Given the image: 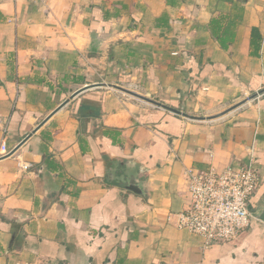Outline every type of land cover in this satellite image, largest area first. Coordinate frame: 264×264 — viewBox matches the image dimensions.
Listing matches in <instances>:
<instances>
[{
  "label": "crops",
  "instance_id": "1",
  "mask_svg": "<svg viewBox=\"0 0 264 264\" xmlns=\"http://www.w3.org/2000/svg\"><path fill=\"white\" fill-rule=\"evenodd\" d=\"M98 82L217 115L264 89V0H0L6 154ZM251 158L253 202L264 198V93L197 121L84 91L0 159V264H264V223L251 218L231 243L203 248L172 217L186 208L188 169Z\"/></svg>",
  "mask_w": 264,
  "mask_h": 264
},
{
  "label": "built area",
  "instance_id": "2",
  "mask_svg": "<svg viewBox=\"0 0 264 264\" xmlns=\"http://www.w3.org/2000/svg\"><path fill=\"white\" fill-rule=\"evenodd\" d=\"M0 151L5 153L2 144ZM186 208L174 215V226L203 240V248L228 244L238 238L253 218L249 212L251 199L260 184V174L253 158L243 166H228L218 171L188 169ZM170 219V217L168 218ZM12 264H70L43 258L17 260Z\"/></svg>",
  "mask_w": 264,
  "mask_h": 264
},
{
  "label": "water",
  "instance_id": "3",
  "mask_svg": "<svg viewBox=\"0 0 264 264\" xmlns=\"http://www.w3.org/2000/svg\"><path fill=\"white\" fill-rule=\"evenodd\" d=\"M100 87L109 88V89L119 91V92L124 93L126 95H129L133 98H136L140 101L148 103L152 106L161 108L165 111L174 113L176 115H180V116L184 117L185 119L197 120V121H204V120L208 121V120H214V119H217L219 117H222L223 115L227 114L228 112L237 109L238 107H240L241 105L246 103V101L252 100V99L256 98L258 95H261L264 93V89H262L258 93H255V94L251 95L250 97H248V99L240 101V102L232 105L230 108L226 109L225 111H223L217 115H212V116H208V117H196V116H192V115H189L186 113H182V112H180L174 108L169 107L168 105H165V104H162L158 101L147 98L141 94L133 92V91L126 89L122 86H118V85H114V84L100 83V82L92 83V84L86 85L85 87L77 90L68 99L63 101L54 111H52L45 119H43V121H41L30 133L25 135V137L9 153H7L6 155H3L2 157H0V159H5V158H8L11 155H13L17 151L18 148H20L37 130H39L48 121V119L53 114H55L58 110H60L62 107H64L69 102V100L73 99L78 94H80L84 91H87V90L93 89V88H100ZM127 189L130 191H133L134 193H140V189L137 185H128ZM249 212L254 219L264 223V198L261 199L260 201H258V200L253 201V202L251 201L250 205H249Z\"/></svg>",
  "mask_w": 264,
  "mask_h": 264
},
{
  "label": "trees",
  "instance_id": "4",
  "mask_svg": "<svg viewBox=\"0 0 264 264\" xmlns=\"http://www.w3.org/2000/svg\"><path fill=\"white\" fill-rule=\"evenodd\" d=\"M219 41L221 42L222 46H224V40L220 39Z\"/></svg>",
  "mask_w": 264,
  "mask_h": 264
}]
</instances>
